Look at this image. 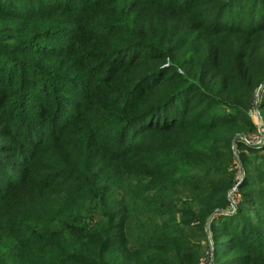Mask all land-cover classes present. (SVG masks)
Listing matches in <instances>:
<instances>
[{"label": "trees", "instance_id": "trees-1", "mask_svg": "<svg viewBox=\"0 0 264 264\" xmlns=\"http://www.w3.org/2000/svg\"><path fill=\"white\" fill-rule=\"evenodd\" d=\"M61 1L46 0L41 9L59 10ZM120 3L127 25L110 29L124 35L107 49L83 50L86 61L104 53L97 72L110 83L103 87L105 99L75 105L74 116L53 129L57 137L38 148L50 143L47 148L54 149L45 153L49 163L42 164L43 175L24 173L22 104L32 100L29 92L46 95L43 128L27 116L45 137L53 128L48 112L54 111V95L62 103L59 116L67 112L66 96L74 98L79 88L86 94L90 84L84 86L81 74L73 81L72 73H65L54 77L59 84L51 77L26 90L22 69L9 79L0 75V106L7 103L0 117V264H197L198 256L178 238V226L203 230L208 219L217 260L235 263L252 254L255 238L242 213L228 215L227 191L238 182L230 174L217 179L212 174L220 162L218 150L229 155L233 143L242 165L264 178V139L246 145L236 137L255 130L249 106L256 91L264 127V0ZM25 7L5 3L0 12L24 18ZM179 14L193 28L183 43L174 38L185 21H171ZM149 15L169 20L156 22ZM224 33L231 38L221 37ZM204 34L216 39L197 42ZM55 48L49 55L58 61L47 58L51 65L66 57L74 62L81 53L72 46ZM9 84L15 86L7 89ZM57 86L65 88L63 95ZM70 134L73 139L64 144ZM183 187L189 196H181ZM29 188L46 191L43 213L27 212L19 203ZM177 202L183 203L179 210ZM129 236L137 242L133 246Z\"/></svg>", "mask_w": 264, "mask_h": 264}, {"label": "rangeland", "instance_id": "rangeland-1", "mask_svg": "<svg viewBox=\"0 0 264 264\" xmlns=\"http://www.w3.org/2000/svg\"><path fill=\"white\" fill-rule=\"evenodd\" d=\"M45 1L46 0H0V6L6 3L10 8L14 5L18 8H22L26 5L24 8V18H20L8 12H0V75L3 78L7 77V79H9L11 74L15 71L18 73L22 69L21 75L24 77L23 85L24 89L27 90L34 85L35 81L41 79L45 81L52 77L53 80L51 81H54L55 84H59L61 80H56L54 77L72 73L69 77L74 81L73 77L77 74H81L85 81L84 86L90 84L86 94H93V97L83 100L86 94L82 88H79L78 91L73 94L75 95L74 98H70L69 95L66 96L64 109H66L67 112L64 111L57 116L56 112L62 107V103L54 95V111L50 110V112H48L50 114L48 127L50 128V126H52L53 128L52 131L50 130L47 132V136L45 137H42L43 135L40 134L38 136V132L34 129V125L39 130L43 128V110L47 105L46 95L39 91L29 92L33 93L31 96L32 100H27L24 104H22V102L20 103L22 104L21 108L26 109L24 112V147L29 150L24 151V173L33 170L42 175L44 171L42 170V164L49 163L45 157V153L54 149L47 148L50 143L41 150H38V148L43 142H46L49 137H57L58 134L53 129H62L67 121L74 116L75 105L86 101L92 103L100 102V100L105 99L104 96H102L104 94L103 87L110 85V83L106 82L107 78L105 77L107 76L104 77L102 71L99 73L97 72L104 63V53L95 54L94 57H96V59L89 58L86 61L85 51L83 50L86 47H104L107 49L110 42H114L117 38L124 35L119 33L113 35L114 32H112L110 27H118L119 24L127 25L123 18L120 17L121 10L119 12V7L121 0H62L61 4L58 6L59 10L56 11H52L50 8L41 9V6L46 4ZM129 1L136 2L138 0ZM28 6L29 8H27ZM159 17V15L153 16V18L150 17V15L148 16V18L156 22L169 20V16H166L164 20H156L159 19ZM180 19L184 20L185 23L174 40L183 43L188 35L192 33L191 31L193 28L186 25L188 18L181 14H179L178 18L171 21L176 22ZM191 23L195 25L196 21L191 20ZM71 27H76V30L69 32L68 28ZM229 35L230 34L224 33L221 37L228 39L231 38ZM199 37L204 41L216 39L212 34H204L203 36H196L197 42L200 41ZM69 46L81 49V53L78 55L79 57L77 60L69 62L71 58L66 57L61 58V62L51 65L50 61H58V58H50L51 56L49 55L56 50L55 47H62L64 50H68ZM47 58L50 59V61H47ZM89 64H91L92 67L86 68L85 71L80 70V68H73L74 65H83L85 68ZM58 71H62L63 73H59ZM92 74L94 76L92 79H89ZM14 86V84H9L7 89H11V87ZM67 87L71 89L72 92L75 89L74 86L68 85ZM61 89L65 88H61L60 86L56 87L55 91H57L58 95H63L64 90ZM12 98L13 96H11V99ZM22 99L24 100V98ZM6 109L7 103L0 106V117L5 114ZM28 111H30V114H27ZM27 116L34 118V125L29 124ZM247 129L248 127H246L244 131L247 132ZM236 137L238 136L236 135ZM72 139L73 136L70 134L61 141L69 144ZM231 149L232 153L229 155L226 154L223 149L218 150L220 152L216 157L220 162L217 163L218 169L212 176L217 179L230 174L233 176L234 181H237L239 184L243 182V187L238 188L237 186V197L233 202L234 208L229 211L230 214L228 215L235 214L237 210L242 213L243 217L241 220L249 231L248 235L255 238V246L251 249L250 253L252 254L249 256L245 255L243 259L235 263L225 260L227 258H222L220 264H264V178L254 169L246 167L245 164L242 165L241 163L240 169L235 168L233 160L234 158L236 159V157L233 153V143ZM191 173L196 174L197 172L192 171ZM27 181L28 180H24V182ZM244 191H248V193ZM181 193L182 197L189 196L187 194L188 189L185 187L182 188ZM45 196L46 191L37 189V191L34 192L30 188L24 189V195L19 198V203L24 204V210H27V212L35 210L37 213H43ZM15 201L18 202L17 199ZM182 205V202H177L175 204L176 210H179ZM97 214L99 215V212H97ZM195 226L196 225H191L183 228L178 226V238H180L185 245L188 244L191 252L198 256L197 264H218V261L221 260H217L215 256H213L214 238L211 235L209 219L206 220L203 230ZM128 239L131 246L137 243L131 236H129Z\"/></svg>", "mask_w": 264, "mask_h": 264}, {"label": "built area", "instance_id": "built-area-1", "mask_svg": "<svg viewBox=\"0 0 264 264\" xmlns=\"http://www.w3.org/2000/svg\"><path fill=\"white\" fill-rule=\"evenodd\" d=\"M258 99H259V94H258V91H256L251 98L250 106H249V113L254 122L255 130L238 135V139L246 145H251V144L258 145V144H261L264 139V127H263V123L260 119V115L256 107ZM233 153H234V156L236 157V159L234 158L233 160L235 168L240 169L241 162L237 156V152L235 150L234 145H233ZM237 186H238V183H235L227 191V198L230 204L229 211H231L234 208L233 202H234V199L237 197Z\"/></svg>", "mask_w": 264, "mask_h": 264}]
</instances>
